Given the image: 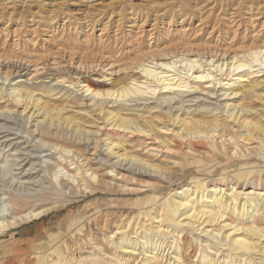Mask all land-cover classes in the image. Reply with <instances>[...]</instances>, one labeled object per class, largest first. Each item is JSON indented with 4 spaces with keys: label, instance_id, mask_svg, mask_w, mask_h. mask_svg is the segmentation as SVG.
Here are the masks:
<instances>
[{
    "label": "bare ground",
    "instance_id": "6f19581e",
    "mask_svg": "<svg viewBox=\"0 0 264 264\" xmlns=\"http://www.w3.org/2000/svg\"><path fill=\"white\" fill-rule=\"evenodd\" d=\"M177 11V13H172L171 17L168 16L167 22H164L163 19L161 20V23H167L169 26L164 28L165 30L162 31V34L158 36V40L165 44L163 47L161 44H156L154 49L151 47L147 52H137L141 51L140 46H137V54L133 58L135 61L130 64H135L133 65L134 68L139 70H137L139 72V77L137 78H134V76L129 79L114 78L116 81H113L109 77L110 73L108 74L106 69H104L105 67H103L97 80L86 77L83 79L77 78V82H74V80L69 81L66 73L70 72L71 69H60L62 61H58L55 58H52L54 67H50V70L44 73L45 75L43 74L44 76L38 77H35V75L37 76L40 70L47 68L50 61L34 62L31 60L33 57L29 56L28 61L20 59L13 65L0 63L1 84H5L3 82L8 81L12 76L20 77L15 85H11V91H8L11 95L10 100L16 106L21 104L23 110L20 111V114L27 111L26 121L24 122L28 126L31 124L34 127L31 133L39 135L36 140L40 142V146L44 148L43 150L49 151L46 155L57 153L60 158L64 157V160L68 159L71 162L70 164H74L84 156L83 153L92 144L89 137L90 131L80 128V123L76 122L72 115H67V108L64 105L51 103L50 100L52 94H55H51L52 90L59 87L64 90L68 85H73L74 87H79V90L82 91L81 96L88 98V101H90L92 110H88L89 115L94 118L93 111H96L100 117L102 116L103 121L109 122V131H105V139L103 138L106 141V147H104L103 151L101 153L97 152L98 143L88 149V152L93 150L92 155L98 154L95 157L97 159L96 163L100 165L104 163L108 168V174L117 176L121 168L134 173L138 172L146 176L147 179L170 178L174 174L175 168L182 171L185 165H192L194 168L189 173L190 183H192L190 185L192 186L188 184V186H181L182 188L180 187L181 189L179 190H174L175 192L164 198V201L158 206L156 205L159 202L158 196L143 199L142 211L136 215L135 220L133 219L135 217L128 218L124 223L117 224L114 232L109 231L108 235L105 234L104 241L106 240L113 246L112 248L116 250L114 253H108L107 251L104 253L101 245L94 242L93 236H89L88 241L94 247L92 254L87 258L78 260L74 256H65L58 245L56 246L51 241L50 252L56 254L58 256L57 259H48L45 254H41L38 256L39 264H71L73 261L78 263L85 262V264H123L130 262L131 259L133 261L138 259V256H141L140 261L142 264H159L164 257L169 255L170 257L167 258L169 264H187L185 253L188 248H185L184 241L181 244L184 237L183 233L186 231L193 234V240L198 244L197 247H200L198 255H195V252L193 253L192 264H264V227H260L255 220L263 209L259 207L261 204L264 206V188L259 187L260 185L257 183L261 180L264 167L262 168L257 164L261 160L256 158V156H260V159H264V113H262L264 110H260L254 104V100L264 102V46L252 45L246 47L241 52L244 55L237 50V52L232 51L234 54L225 58L227 55L224 53L226 52L225 50L223 53H219L223 57L222 59H216L219 54L215 51L207 53L211 55L206 57V54L201 52L204 48L200 44L193 45L192 40V42H188L184 41L186 38H181L180 34L187 32L186 30L188 29L187 27L185 30L182 23L186 19L187 14L184 11L181 12L182 14H180V10ZM178 14H180L179 16H184L180 24L181 28L178 29L180 32L178 31L179 34L170 37L167 32L170 30L174 17ZM258 14L259 12H256L249 16V21L253 25L259 21ZM136 20L137 17L133 18V25L136 24ZM146 20L147 17L144 20H140L141 26L145 25ZM122 21L118 20L117 25L120 26ZM93 25L86 30V35L90 30L92 31L96 28ZM105 27L108 26L105 25ZM3 28V31H8V28ZM20 30L19 28L13 31L16 34L15 36L19 35ZM35 30L34 33L37 32ZM150 31L152 33H150L151 36L149 37L152 38L154 36V28L149 29ZM135 43H132V45L136 46ZM139 44L141 45V43ZM205 45H208L206 41ZM211 48H209V51ZM205 51L207 52V49ZM43 53L39 54L42 59L44 58ZM68 55V62L77 63V67L83 68V66L89 64L99 63L93 58L89 59L86 53L75 55V53L70 52ZM41 57H38V59ZM40 65H43V69L39 67ZM113 65L111 64V66ZM4 67L7 69L4 70ZM217 72H220V74ZM22 75L25 76V79L21 78ZM218 75L221 76L219 77ZM30 76L48 79L53 76L51 79L53 83L50 84L43 81L44 83L39 84L44 87L40 92L47 94V96H37L35 94L37 86L26 87L25 84L31 79ZM107 80L112 81V86L107 87L102 83L107 82ZM220 84H222L223 88L220 89L221 93L218 94L216 88ZM46 85L49 87H46ZM75 90L77 89L75 88ZM49 95H51L50 98ZM149 100L153 101L150 102ZM68 101L77 102L76 98L68 99ZM93 106L95 107L94 110ZM7 109H4V111L0 110V119L8 120L14 117L12 114L13 110ZM83 109L87 110V107ZM77 112L80 114V110ZM77 117L82 118L79 115ZM171 125L178 126V130L173 136L185 140L187 143L184 151L186 161L181 163V161L176 160L177 166L172 165L174 168L164 167L162 163H156L157 161L155 162L152 157L149 160L150 158L147 154L153 153L156 148L144 147L142 150H146V154L137 153L136 151L128 150L129 148L121 140V138L125 137L123 134L126 135V133L129 135L137 133L143 137L142 139H147L151 136L154 141L158 140L161 142L162 148L169 150L170 153V150H173L174 145L172 142L175 139L163 138L161 140L160 137L162 138V136L160 135L162 130L168 131ZM235 126L238 128L236 127V129ZM95 127L99 131L103 126L100 127L97 124ZM69 128L76 130V134L82 133V131H84V134L87 132L88 137L85 135L84 138L79 137L80 140H74L67 135ZM241 129L245 130L246 134H238L237 130ZM110 130L113 131L111 132ZM117 130L124 133L121 135ZM164 134H167V132H164ZM15 139L16 137L12 136L10 127L6 125V122L0 124L1 149L8 146L15 151V153L10 152L7 155L5 152L6 161L0 163V172L6 174V172L15 169L12 166L20 169V172L15 173L17 175H14L13 178L10 176L11 184L14 187L17 186L18 190L12 191L8 188L11 190L7 197L9 198V204L5 205V198L0 197V234L16 224L19 225L18 223L38 219L43 215L48 209L44 207L34 208L30 206V202H41L46 198L52 199V196L58 191L60 193L56 186H60L61 190L64 188L63 180L70 184H76L80 188L83 185L85 189L90 186L88 184L93 182L99 184L101 181L98 171L92 168L93 166L90 164L92 161L91 157H83L85 163L88 161L86 164L87 166L89 165L88 167L83 168L82 166L72 165L70 170L66 169L63 166L64 164L62 165L63 160L60 159L61 162L55 160L57 170L52 173L53 181L52 179L49 180L52 186L47 187L44 181L47 175H42L39 178L40 171H46L47 165L46 168H42L41 164L36 163V155L34 156L29 150H24V146L20 147L21 142H16ZM241 142H246L245 144L251 142L255 146L253 145L252 149L247 148L245 150L240 146ZM136 145L141 147V144L138 143L134 144V147ZM74 146L77 148H74ZM78 146L83 149L81 150ZM243 146L245 147V145ZM159 149L161 151V148ZM247 151L255 153L256 159L249 158ZM2 152L1 150L0 157ZM104 152H106V156ZM9 156L14 158L8 159ZM222 158H234L235 169L233 173L228 175L225 173L226 170H224L221 173L222 178H220L224 182L230 181L231 187L228 191L221 186L219 187L218 184L209 188L206 181L207 178L200 176V174L198 175V171L201 168L206 169V165L209 163L212 165V162L215 163L216 160H221ZM28 163L30 165L27 166ZM38 166L40 168H37ZM15 176H18V178H15ZM63 176L65 178H62ZM250 177L257 179V182L248 181ZM151 182L148 183L150 184ZM237 183H243L244 186H248V183L252 185L248 187L247 193H243L242 190L238 191ZM30 185H36L40 190L29 187L30 190L21 191V188H27ZM242 194L245 197H242ZM54 198L56 200L59 199L57 197ZM228 213L235 214L236 220L234 219L233 222L227 221ZM248 219H250L249 222H247ZM196 232H200V234L197 236L195 235ZM119 234L121 236L117 238ZM168 237L172 239L169 244H166L167 241L169 242L167 239H170ZM97 250L102 253V256L96 255ZM220 250L225 251V257L215 259L212 254L218 255ZM257 254L259 259L255 260L254 257Z\"/></svg>",
    "mask_w": 264,
    "mask_h": 264
},
{
    "label": "rangeland",
    "instance_id": "374dc122",
    "mask_svg": "<svg viewBox=\"0 0 264 264\" xmlns=\"http://www.w3.org/2000/svg\"><path fill=\"white\" fill-rule=\"evenodd\" d=\"M177 10H180V14L184 11V13L187 14L186 19H184L185 21H182L184 16H179L180 14L176 15L173 19L174 21L171 22L172 24L167 34H169L170 37L179 34L180 30L178 29L181 28L180 24L182 21L184 26L183 28L186 30L188 27V29L186 30L187 32L180 34L181 38H186L187 40L185 39L184 41L188 42L192 40L193 42H191L193 45L200 44L201 47L204 48L202 49L200 47V49H202L201 52L206 54V57L211 55L207 54L209 52L211 53V51H215L219 54L226 50L224 53L227 54L225 57L227 58L228 55H233V52H237L238 50V52L241 53L244 48L252 45L264 46V0H0V63L3 62L5 65H13L20 61V59L28 61L29 56L33 57L31 60L34 62L50 61L49 65L45 69L42 68L43 65L39 66L43 70H40L37 76L35 75V77H38L44 76V73L48 72L50 67H54L52 58H55L58 61H62L60 69H71L70 72L68 71L66 73L69 81L74 80V82H77L78 79L86 77L97 80L101 75L100 72L103 67H105L104 69H106L108 74L110 73L109 77L113 81L121 78L129 79L132 78V76L137 78L139 77V72H137L138 69L134 68L133 65L135 64L130 65L131 62L135 61L133 58H135L137 52H147V50L151 47L154 49L156 44H161L162 47L165 45L161 40H158V36L162 34V31L165 30L164 28L169 26L167 23H161V20L163 19L164 22H167L172 13L178 12ZM256 12H259V21L253 25L251 21H249V16L251 14H255ZM136 17V24L133 25V18ZM146 17L147 20L145 25L141 26L142 24L140 23V20H144ZM155 19H157V22ZM118 20H123L120 26L117 25ZM92 24H94L93 26L96 28L92 31L90 30L88 33L89 35H86V30L90 29ZM105 25L108 27H105ZM3 27L8 28V31H3ZM19 28L21 29L19 31L20 33L19 35L17 33L18 36H15L16 34H14L13 31ZM34 28L37 30L36 33H34ZM151 28H154L153 32L155 33H153L154 36H152V38L149 37L151 36L150 33H152L151 31L149 32V29ZM100 35L101 37H99ZM14 40L16 41L14 42ZM26 41H30L31 43H26ZM205 41L209 46L205 45ZM132 43H135L136 46H133ZM139 43H141V45ZM138 45L140 46L141 51H137ZM209 48H211L210 51ZM206 49L207 52L205 51ZM70 52L75 53V55L86 53L89 59L93 58L94 60L99 61V63L96 62V64H89L87 66H83V68L77 67V63L72 64L68 62V54ZM41 53L44 54L43 59L41 55H39ZM241 54L244 55V53ZM37 56L41 58L38 59ZM218 58L222 59L223 57L219 54L216 59ZM111 64L114 65L111 66ZM3 69L6 70L7 68L4 67ZM217 73L220 74V72ZM218 76L220 77L221 75ZM35 77H31V79L27 81L25 84L26 87L29 88L30 86H37L35 94L37 96H47V94H42V92H40V90L44 87L39 84H42L45 81V83H53L51 80L53 76L49 79L45 77ZM19 78L12 76L8 81L3 82L5 84L0 83V110L4 111V109L6 110L7 108V110L11 109L13 110L12 114L14 116L8 120L1 118L0 124H4V122H6V125L10 127L12 136L16 137L15 141L21 142L20 147L24 146V150H29V152H31L34 156L36 155V163L41 164L42 168H46L47 165L48 168L46 171H40L39 178H41L42 175H47V177L44 178V181L46 182L45 185L47 187H51L52 185L49 180L52 179L53 171L57 170V167L55 166L56 161H60V159L63 160L62 165L64 164L63 166L70 170L72 165L82 166L83 168L88 167L89 165H86L88 161L85 163V161H83V157H91L92 161L90 164L93 166L92 168L98 171L101 181L99 184L94 182L90 183L88 184L90 186L85 189L83 185H81L80 188L77 187L76 184H70L69 182L63 180L62 183L64 188L61 190L60 186H56L60 190V193L58 191V193L52 196V199L46 198L41 202L31 201L30 206H33L34 208L44 207L48 210L38 219L18 223L19 225L16 224L0 234V264H39L38 256L41 254H45L48 259L54 258V260H56L58 256L50 252L51 241H53L56 246L58 245L59 249L63 252V254H65V256H74L78 260H81L89 257L94 249L93 244L88 241L89 236H93L94 242L101 245L104 253L106 251L108 253H114L116 250L112 248L113 246H111V244L106 240L104 241L105 234L108 235L109 231L114 232L116 230V225L124 223V221H127L128 218L135 217L133 218L135 220L136 215L142 211L143 199L158 196L159 202L156 204L158 206L164 201V198L168 197L169 194L181 189L184 186H188V184H192L190 183L191 179L189 178V173L194 169L192 165H185L183 171L175 168V171L173 170L174 174L170 178L147 179L146 176L139 174L138 172L134 173L121 168L119 169V175L117 176H115V174L114 176L108 174V168L104 163L102 165L96 163L97 159L95 157H97L98 154L92 155L91 153L93 150L88 152V149H91L98 143L97 152L101 153L103 151L104 147H106V141H104L103 138L105 137V131H109V122L103 121L101 118L102 116L100 117L96 111H93L94 118H92L88 111L89 109L92 110V108H90V101H88V98L81 96L82 91L79 90V87H74L73 85L69 86L68 83V87H65L64 90L61 87L52 90L51 94H55H52V96L49 95V98L51 96V103L54 102V104L57 105H64L67 108V115H72L76 122L80 123V128L90 131L91 135L89 134V137L91 138L90 141L92 144L87 150H85L86 152H82L84 156L74 164H70L71 162L68 159L64 160V157L60 158V155L57 153L46 155L49 151L43 150L44 148L40 146V142L36 140L39 135H33V133H31V130H33L34 127H32L31 124L28 126V124L24 122L26 121L25 117H27V111L20 114V111L23 110L21 104L16 106L10 100L11 95L8 91H11V87L15 85ZM21 78L25 79V76L22 75ZM14 79L15 81H13ZM111 82V80H107V82L102 83L109 87L112 86ZM46 87L49 86L46 85ZM75 88L77 90H75ZM222 88V84L217 86L216 90L218 91V94L221 93L220 89ZM74 98H76L77 102L74 103L68 101V99L70 100ZM149 101L152 102L153 100ZM254 101L255 106H257L260 110H264L263 101ZM151 105H153V103H151ZM77 106L80 107V109H78ZM85 107H87V110L83 109ZM94 109L95 107L93 106V110ZM78 110H80V114H78ZM262 113H264V111H262ZM78 115L82 118H78ZM140 120L142 121V118H140ZM95 124H99L100 127H103L98 131ZM236 127L237 126H235V128ZM169 128L170 131H161L162 134L160 136H162V138L160 137V139L170 138L176 140L172 142L174 146L173 150H170V153L169 150L166 149V151L165 148H162L163 145H161V142L158 140L154 141L151 136L147 139H142L143 137L139 136L137 133L130 135L126 133V136L123 134L124 132L119 130L117 131L119 134H123L125 136L124 138H121V140L124 141L125 145L129 148H127L128 150L146 154V150H142L144 147H154L156 148L154 152L147 154L149 158L152 157L155 162L157 161L156 163H162L164 167L174 168L173 166H177L175 163L176 160L181 161V163L186 161L184 151L186 150L185 145L187 143L185 140H181L173 136L178 130L177 125H171ZM75 131L76 130L69 128L67 131L68 137L71 136L74 140H80L79 137L84 138L85 135L88 137L87 132L84 134V131H82V133L76 134ZM110 131L112 132L113 130ZM237 131L239 132L238 134H246V131L243 129ZM164 132H167V134H164ZM133 143L141 144V147H138L137 145V147H134ZM245 143L241 142L240 144V146L245 150H247V148L252 149L255 146L254 143ZM243 145H245V147ZM1 148L2 147L0 146V149ZM74 148L77 147L74 146ZM79 148L81 150L83 149L82 147ZM159 148H161V151ZM1 150L3 152L0 157V163H4V161H6V155L8 153H15V151L8 146H5ZM105 153L106 152H104V154ZM247 153L249 158H257V160H261L257 164L262 168L264 167V159H260V156H256L255 153H250L248 151ZM11 158L14 157L9 156L8 159ZM110 159L114 160L113 158ZM233 159L234 158H222L221 160H216L215 163L212 162V165L209 163V166H205L206 169L201 168V170L198 171V175L200 174V176L207 178L206 181L209 188L218 184L219 187L221 186L228 191L231 187L230 181L224 182L220 178H222L221 173L224 170H226L225 173L228 175L233 173V170L235 169ZM28 165H30V163H28L27 166ZM228 166L230 167L228 168ZM12 168L15 169L10 170V172H6V174L0 172V197L5 198V205L9 204V198L7 197L11 190H18V187H14L10 180L11 177L13 178L14 175H17L15 173L20 172V169H17L15 166H12ZM37 168L40 167L38 166ZM263 175L261 176V180L258 182L257 179H253L251 177L248 181H256L259 183V187L264 188ZM15 178H18V176H15ZM62 178H65V176ZM148 182L151 183L149 184ZM80 184H82V182H80ZM236 185H238V191L242 190L243 193H247L248 187L252 184L248 183V186H244L243 183H237ZM29 187L37 188L36 185H30L27 188H21V191H28L30 190ZM37 189L40 190V188ZM62 195H64V197H62ZM242 195V197H245L244 194ZM54 197L61 200H56ZM261 207L263 208L261 210L262 212H259V215L256 216L255 220L260 227H264V206L261 204L259 208ZM235 216V214L228 213L226 217L227 221L233 222L234 219L236 220ZM249 220L250 219H248L247 222H249ZM80 228L81 230H79ZM199 234L200 232H196L195 235L198 236ZM192 235L193 234L189 231L184 232V237L182 236L183 239L181 241V244H183L184 241L185 248H188V251L185 253V260L187 264H190V262L192 264L193 253L195 252L194 254L198 255L200 251V247H197L198 244L195 243ZM120 236L121 234H119L117 238ZM168 238L170 239H167L169 242L166 240V244H169L172 239L171 237ZM96 255L102 256V253L97 250ZM212 256L215 259H218V257L221 259L223 256L225 257V251L220 250L218 255L213 253ZM169 257L170 255L164 257L159 264H169L167 261V258ZM140 259L141 256H138V259L134 261L131 259L130 262L128 261L123 264H142ZM254 259L258 260L259 255H255ZM71 264H85V262L78 263L77 261H73Z\"/></svg>",
    "mask_w": 264,
    "mask_h": 264
}]
</instances>
